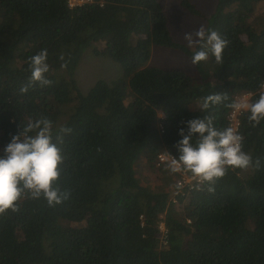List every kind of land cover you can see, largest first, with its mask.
I'll use <instances>...</instances> for the list:
<instances>
[{"label":"trees","instance_id":"16d2710c","mask_svg":"<svg viewBox=\"0 0 264 264\" xmlns=\"http://www.w3.org/2000/svg\"><path fill=\"white\" fill-rule=\"evenodd\" d=\"M263 2L216 0L206 15L182 0L227 41L219 61L209 50L194 64L201 44L175 38L162 0H0V156L12 135L47 118L62 158L52 183L59 204L25 190L0 212V264H264V119L250 120V106L240 117L249 166L194 190L157 164L160 154L179 161L187 121L210 117L224 130L239 97L251 94V105L264 94ZM155 47L182 53L193 74L149 65ZM42 50L48 84L32 79ZM87 52L124 73L83 92L75 74Z\"/></svg>","mask_w":264,"mask_h":264},{"label":"clouds","instance_id":"9594fccd","mask_svg":"<svg viewBox=\"0 0 264 264\" xmlns=\"http://www.w3.org/2000/svg\"><path fill=\"white\" fill-rule=\"evenodd\" d=\"M195 36L199 38L201 47L192 55L194 64L206 60L209 50L217 61L221 59L226 40L215 31L206 33L203 28ZM185 39L190 46L194 43L191 34H186ZM46 58V50L31 58L32 79L42 84L50 83L44 76L48 71ZM220 100L219 95L209 96L203 106L207 108L209 101L218 103ZM250 113L249 119L254 122L264 119V94L250 105ZM33 129L38 131L34 136L29 135ZM51 131L52 122L42 118L11 136L4 148V155L0 156V212L14 209L15 202L25 190L33 198L43 195L50 205L61 202L62 197L52 183L58 178V164L62 158L59 149L52 143ZM195 134H199V142L193 146L191 139ZM179 135V163L203 181L213 182L222 177L226 167L245 168L251 163V157L241 149L242 137L230 127L217 130L210 117L187 121L186 131L181 128Z\"/></svg>","mask_w":264,"mask_h":264},{"label":"rangeland","instance_id":"374dc122","mask_svg":"<svg viewBox=\"0 0 264 264\" xmlns=\"http://www.w3.org/2000/svg\"><path fill=\"white\" fill-rule=\"evenodd\" d=\"M206 15H210L215 10L216 0H190ZM165 5V10L168 12L171 20V28L173 30L175 38L187 45L188 40L185 39L186 34L193 36L194 45L199 38L195 36V33L203 28L206 30V23L198 18L193 17L182 6V0H162ZM257 16L264 15V2L257 7ZM149 65L158 66L165 69H183L189 74L194 72V64L188 60L182 53L172 51L167 48H153L152 58ZM123 68L110 59L98 58L91 52H87L77 68L75 77L78 82L79 88L83 92L89 91L94 84L101 79L107 81H113L121 77ZM124 73V72H123ZM246 108L250 106L251 96L243 97ZM177 173L175 181H179L181 169L172 165ZM146 174V173H145ZM143 174V176H146ZM157 177L151 175V179Z\"/></svg>","mask_w":264,"mask_h":264},{"label":"built area","instance_id":"2783aa9c","mask_svg":"<svg viewBox=\"0 0 264 264\" xmlns=\"http://www.w3.org/2000/svg\"><path fill=\"white\" fill-rule=\"evenodd\" d=\"M69 5L71 7H76V6H81L83 4H85L86 2H90V0H68ZM262 92L264 93V84L262 85ZM247 96H252L251 94H245L241 97H239L237 100V104L235 105V107L232 110V113L230 114V128H232L236 133L238 131L239 125H240V117L241 115L247 110L246 105H245V101L243 97ZM173 161H176L173 157H170L166 154H160L157 158V164L158 166L165 164V163H169L171 165H174L176 167H178L179 169H181L180 173V179L177 182L178 187H180V189H188V190H194L196 189L198 186H200L201 184L204 183V181L202 179H200L199 177L196 176H189L188 173L186 172L185 169H182V164L179 163V161H177L176 164L173 163ZM160 229L162 231V233H164V243H167V231L166 228L164 226V224L162 223L160 226Z\"/></svg>","mask_w":264,"mask_h":264}]
</instances>
